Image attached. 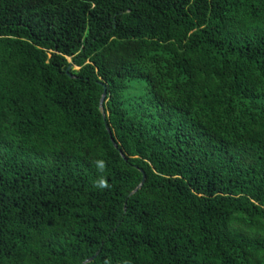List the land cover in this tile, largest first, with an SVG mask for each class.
Wrapping results in <instances>:
<instances>
[{"label":"trees","instance_id":"16d2710c","mask_svg":"<svg viewBox=\"0 0 264 264\" xmlns=\"http://www.w3.org/2000/svg\"><path fill=\"white\" fill-rule=\"evenodd\" d=\"M0 264H264V0H0Z\"/></svg>","mask_w":264,"mask_h":264},{"label":"water","instance_id":"95a60500","mask_svg":"<svg viewBox=\"0 0 264 264\" xmlns=\"http://www.w3.org/2000/svg\"><path fill=\"white\" fill-rule=\"evenodd\" d=\"M69 68H71V65L69 66ZM105 96H106V89H104V92H103V95H102V98H101V102H100V108H101V110H102V114H103V117H104V118H106V111H105L104 108H103V102H104V98H105ZM108 131H109V134H110L111 141L113 142V144L115 145V147H117L118 145L116 144V142H115V140H114V138H113V136H112V134H111V132H110L109 129H108ZM119 151L121 152L122 156L124 157L125 155L122 153V151H121L120 149H119ZM124 158H125V157H124ZM144 181H145V174L143 173V179L141 180V182L137 185V187H136V188H135L130 194H133V193H135L138 189H140V188L142 187ZM96 254H97V253H96ZM93 258H94V256H93V257H90V258H88V259H86V260L84 261V263L89 262V261L92 260Z\"/></svg>","mask_w":264,"mask_h":264},{"label":"clouds","instance_id":"9594fccd","mask_svg":"<svg viewBox=\"0 0 264 264\" xmlns=\"http://www.w3.org/2000/svg\"><path fill=\"white\" fill-rule=\"evenodd\" d=\"M99 187H106L107 185L105 184V182L104 181H100V183H99V185H98Z\"/></svg>","mask_w":264,"mask_h":264},{"label":"rangeland","instance_id":"374dc122","mask_svg":"<svg viewBox=\"0 0 264 264\" xmlns=\"http://www.w3.org/2000/svg\"><path fill=\"white\" fill-rule=\"evenodd\" d=\"M75 68H78V67H75Z\"/></svg>","mask_w":264,"mask_h":264}]
</instances>
